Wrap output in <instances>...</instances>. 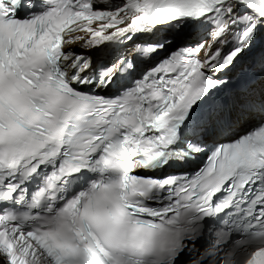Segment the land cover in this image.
I'll return each instance as SVG.
<instances>
[{
    "label": "snow or ice",
    "instance_id": "obj_1",
    "mask_svg": "<svg viewBox=\"0 0 264 264\" xmlns=\"http://www.w3.org/2000/svg\"><path fill=\"white\" fill-rule=\"evenodd\" d=\"M0 264H264V0H0Z\"/></svg>",
    "mask_w": 264,
    "mask_h": 264
}]
</instances>
